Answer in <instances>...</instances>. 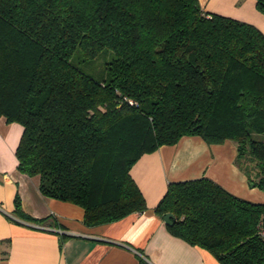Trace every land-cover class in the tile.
Listing matches in <instances>:
<instances>
[{
	"label": "trees",
	"instance_id": "trees-1",
	"mask_svg": "<svg viewBox=\"0 0 264 264\" xmlns=\"http://www.w3.org/2000/svg\"><path fill=\"white\" fill-rule=\"evenodd\" d=\"M105 49L103 79L72 62ZM0 115L22 126L18 170L89 226L145 210L132 166L185 135L234 142L264 191V32L198 0H0ZM154 210L220 264H264V203L201 176L169 182ZM14 211L35 220L18 197Z\"/></svg>",
	"mask_w": 264,
	"mask_h": 264
},
{
	"label": "crops",
	"instance_id": "crops-1",
	"mask_svg": "<svg viewBox=\"0 0 264 264\" xmlns=\"http://www.w3.org/2000/svg\"><path fill=\"white\" fill-rule=\"evenodd\" d=\"M204 11L255 25L264 32V13L255 0H198ZM22 126L0 115V264H220L207 249L174 235L154 207L171 181L206 176L233 195L264 203V191L248 183L236 166L235 143L208 144L182 136L143 154L131 174L146 208L98 225L83 222V209L43 195L39 177L17 168L15 150ZM24 213L17 216L15 199Z\"/></svg>",
	"mask_w": 264,
	"mask_h": 264
},
{
	"label": "rangeland",
	"instance_id": "rangeland-1",
	"mask_svg": "<svg viewBox=\"0 0 264 264\" xmlns=\"http://www.w3.org/2000/svg\"><path fill=\"white\" fill-rule=\"evenodd\" d=\"M111 58L112 52L108 49H105L91 59H83L78 52H74L72 62L83 72L89 74L93 78L103 79L106 77V62Z\"/></svg>",
	"mask_w": 264,
	"mask_h": 264
},
{
	"label": "water",
	"instance_id": "water-1",
	"mask_svg": "<svg viewBox=\"0 0 264 264\" xmlns=\"http://www.w3.org/2000/svg\"><path fill=\"white\" fill-rule=\"evenodd\" d=\"M162 218L167 225H171L174 222V215L171 212L165 213Z\"/></svg>",
	"mask_w": 264,
	"mask_h": 264
},
{
	"label": "built area",
	"instance_id": "built-area-1",
	"mask_svg": "<svg viewBox=\"0 0 264 264\" xmlns=\"http://www.w3.org/2000/svg\"><path fill=\"white\" fill-rule=\"evenodd\" d=\"M258 235L264 239V221H260L256 227Z\"/></svg>",
	"mask_w": 264,
	"mask_h": 264
}]
</instances>
